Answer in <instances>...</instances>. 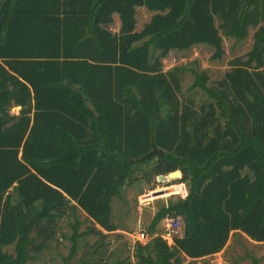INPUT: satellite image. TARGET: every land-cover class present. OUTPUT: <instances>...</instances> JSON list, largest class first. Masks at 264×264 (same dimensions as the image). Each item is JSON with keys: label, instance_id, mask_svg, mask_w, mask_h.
Listing matches in <instances>:
<instances>
[{"label": "trees", "instance_id": "1", "mask_svg": "<svg viewBox=\"0 0 264 264\" xmlns=\"http://www.w3.org/2000/svg\"><path fill=\"white\" fill-rule=\"evenodd\" d=\"M139 8L155 13L141 30ZM250 29L251 50L212 86L207 70H164L198 45L221 61L224 38ZM152 164L157 177L181 171L167 195L184 185L187 196H168L149 242L110 261L112 203ZM167 217L185 221L173 245L158 233ZM66 218L64 264L88 236L94 255L79 264H185L222 252L234 231L264 243V0H0V264L36 261Z\"/></svg>", "mask_w": 264, "mask_h": 264}, {"label": "rangeland", "instance_id": "2", "mask_svg": "<svg viewBox=\"0 0 264 264\" xmlns=\"http://www.w3.org/2000/svg\"><path fill=\"white\" fill-rule=\"evenodd\" d=\"M154 14L146 8H139L137 13L139 22L138 30H141L143 25L148 23ZM117 23L118 17H116ZM116 28L117 25L114 26V29ZM254 32V29H250L248 38L240 43L234 39L224 38L223 45L225 54L221 61L212 59V55L214 54L213 48L206 45H198L189 51L171 53L169 57L163 60L164 70L168 71L173 67L180 66L194 68L197 71L207 70L210 77L208 85L212 86L217 81L223 79L225 74L230 70L229 61L243 56L251 50L254 41ZM194 81L195 76L193 73H186L184 76V89L189 99L200 105L207 99V96L200 89L189 90ZM17 111L18 109L16 108L12 109V113L14 114ZM153 166L154 164L151 166H139V170L134 175L136 180L133 185L126 186L123 189L122 198H116L112 203V218L118 230L110 233L112 248H109V250L102 249L106 257L109 256L108 259L110 261L133 255L136 245L133 236H137L139 233H145L147 235L153 216L171 197L174 200L184 197L185 189L182 193L170 194L171 197H168L170 195H167V193L162 196H153V192L169 189L170 187H167V185L171 183H160L155 171H153ZM144 168L146 173L143 171ZM79 218L81 221H85L86 216L80 212ZM69 223L72 224L73 219L66 218L61 222L60 233H58L57 239L51 245L50 250L29 264H64L63 257L68 256L72 245L70 237L72 236L73 230L69 226ZM88 225L89 223L82 225L80 231H84ZM162 232L163 224L161 222L158 233L161 234ZM96 242L97 238L94 236L81 238L77 253L69 264H79L82 262V259L94 255ZM255 259L256 261L254 262ZM212 260L213 264H264V243L252 241L246 235L238 234L225 253L222 252L219 256L213 257ZM133 261H135L134 258ZM209 263L211 264L210 261ZM193 264L199 263L195 261Z\"/></svg>", "mask_w": 264, "mask_h": 264}, {"label": "built area", "instance_id": "3", "mask_svg": "<svg viewBox=\"0 0 264 264\" xmlns=\"http://www.w3.org/2000/svg\"><path fill=\"white\" fill-rule=\"evenodd\" d=\"M184 197L187 193L183 194ZM184 219L182 217H167L162 220L163 232L159 234L169 245H173L176 238H181L183 235ZM136 242L146 244L149 242L150 237L145 233H139L137 236H133ZM146 242V243H145Z\"/></svg>", "mask_w": 264, "mask_h": 264}, {"label": "crops", "instance_id": "4", "mask_svg": "<svg viewBox=\"0 0 264 264\" xmlns=\"http://www.w3.org/2000/svg\"><path fill=\"white\" fill-rule=\"evenodd\" d=\"M117 24H119V22L117 23ZM183 187H184V189H185V186L184 185H182ZM185 192H186V189H185ZM187 193V192H186ZM82 212V211H81ZM85 216H86V214L84 213V212H82ZM90 224V223H89ZM235 234V235H234ZM238 234H240V235H245L244 233H240V232H238V231H234V232H232V235H231V237H230V240L228 241V244H227V246H226V248L222 251V252H224L225 253V251L227 250V248L233 243V240H234V238H235V236L236 235H238ZM247 236V235H246ZM248 237V236H247ZM249 238V237H248ZM250 239V238H249ZM251 240V239H250ZM253 241V240H252ZM146 243V242H145ZM144 244V243H143ZM94 248V247H93ZM104 249H106V250H109V248L111 249L112 248V246H111V242H110V236H109V238H108V240H107V242H106V245L103 247ZM222 252H220V253H218V254H215V255H213V256H208V257H204V258H200V259H191V258H189V257H187L186 255H182V257L185 259V264H188V263H190V262H194V261H197L199 264H202V263H204V262H208L209 263V261L211 262V264H213V260H212V258L213 257H217V256H219ZM210 264V263H209Z\"/></svg>", "mask_w": 264, "mask_h": 264}, {"label": "water", "instance_id": "5", "mask_svg": "<svg viewBox=\"0 0 264 264\" xmlns=\"http://www.w3.org/2000/svg\"><path fill=\"white\" fill-rule=\"evenodd\" d=\"M150 154H157V155H162L163 152L161 150H158L157 148H154L153 151ZM182 177V172L181 171H175V172H171L168 175H159L158 176V181L160 183H164V182H168V181H173V180H177L180 179ZM171 190L170 189H166L163 191H157V192H153L152 195L153 196H158V195H164V194H168Z\"/></svg>", "mask_w": 264, "mask_h": 264}]
</instances>
